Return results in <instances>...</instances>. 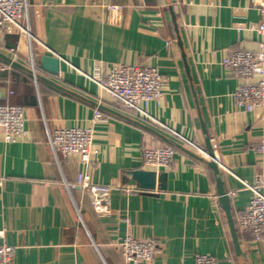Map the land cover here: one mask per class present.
Instances as JSON below:
<instances>
[{
  "label": "crops",
  "instance_id": "1",
  "mask_svg": "<svg viewBox=\"0 0 264 264\" xmlns=\"http://www.w3.org/2000/svg\"><path fill=\"white\" fill-rule=\"evenodd\" d=\"M28 1L24 22L36 40L14 26L0 31V65L12 63L0 74V100L25 107L29 132L25 140H0V244L14 247V264H194L197 253L219 264H264V238L239 222L253 195L243 181L255 182L262 170L256 146L264 104L236 106L244 78L223 62L264 43L253 1ZM42 43L60 56L57 75L34 69L32 54L51 53ZM121 63L160 69L161 102L147 106L156 120L207 148V137L217 138L231 169H221L226 193L209 159L192 151L179 148L168 166L144 163L146 147L181 141L92 78ZM75 126L93 130L89 162L50 143L57 128ZM136 168L166 172L167 187L141 188ZM79 172L98 190L73 186ZM127 236L154 239L158 251L130 262L120 245Z\"/></svg>",
  "mask_w": 264,
  "mask_h": 264
},
{
  "label": "built area",
  "instance_id": "2",
  "mask_svg": "<svg viewBox=\"0 0 264 264\" xmlns=\"http://www.w3.org/2000/svg\"><path fill=\"white\" fill-rule=\"evenodd\" d=\"M261 11L263 20L259 29L264 31V0H252ZM28 0H0V31L14 26L20 32L27 34L30 40L36 37L24 22L28 18ZM46 49L51 53L44 43ZM15 48H12L14 50ZM60 57V56H59ZM34 69L37 66L35 56L32 54ZM224 64L244 78V82L234 91L233 97L236 106L242 110H252L257 105L264 104V43L258 50L238 49L231 51L223 60ZM11 62L0 65V74L3 69L11 67ZM101 88L110 94L116 101L125 107L135 109L143 116L154 119L160 125L172 131L181 142L167 143L158 146L146 147L143 153L145 164L155 166H168L175 158L179 148L192 151L194 154L215 161L220 169L230 171V167L222 162L220 144L217 138L212 137L210 150L197 140L191 139L177 132L165 123L156 120L147 110L152 101L161 102L163 95L164 78L160 69L151 64H116L103 77H92ZM13 93V90H10ZM104 114L101 109L95 111V118L101 119ZM26 127V110L22 104L4 102L0 100V140L14 142L25 140L28 137ZM94 133L91 128L61 127L50 135V143L55 151L65 154H80L82 159L89 162L93 147ZM262 155V170L255 182L243 181L244 185L252 190L253 195L246 212L239 218L241 227L250 230L255 239L264 238V136L256 146ZM2 184V178H0ZM81 185L90 191H97L99 186L92 182L88 172H79L77 181L72 185ZM230 195L235 191L229 192ZM126 259L133 263L147 262L158 251V244L154 239H140L127 236L120 241ZM14 247L7 243L0 244V264H14ZM194 264H219L218 257L208 253H197Z\"/></svg>",
  "mask_w": 264,
  "mask_h": 264
},
{
  "label": "water",
  "instance_id": "3",
  "mask_svg": "<svg viewBox=\"0 0 264 264\" xmlns=\"http://www.w3.org/2000/svg\"><path fill=\"white\" fill-rule=\"evenodd\" d=\"M174 23L176 25V29L178 30V25L176 18L174 16ZM179 42L182 44L181 38L179 37ZM37 65L40 66L45 71L57 75L60 72V66H61V59L59 56L55 54H41L38 57H36ZM207 144L208 148L210 150V153L213 154L212 147H211V141L207 137ZM209 164L214 168L216 175L218 177V186L221 193H226L224 189L223 184V174L218 166V164L213 161L209 160ZM132 177L137 181L138 185L141 188L147 189V190H155L156 188H166L167 187V173L161 172V174H157L154 170H149L145 168H136L132 170ZM231 228L234 234V237H236V231H235V224L231 217L229 216Z\"/></svg>",
  "mask_w": 264,
  "mask_h": 264
}]
</instances>
